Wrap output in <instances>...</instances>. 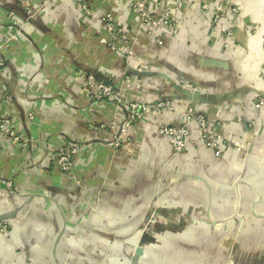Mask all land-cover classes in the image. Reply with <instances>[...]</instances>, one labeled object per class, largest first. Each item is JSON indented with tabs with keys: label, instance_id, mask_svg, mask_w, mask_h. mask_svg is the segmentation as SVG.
Here are the masks:
<instances>
[{
	"label": "crops",
	"instance_id": "0c3cea01",
	"mask_svg": "<svg viewBox=\"0 0 264 264\" xmlns=\"http://www.w3.org/2000/svg\"><path fill=\"white\" fill-rule=\"evenodd\" d=\"M87 1L90 15L76 0H0V116L22 140L0 133V173L14 184L12 190L0 185V264H264V111L258 114L253 102L264 84L252 75L253 50L264 52V0L240 1L245 7L250 1L262 25L251 38L253 50L241 36L246 22L235 29L237 41L219 28L212 35L219 2L187 0L174 8L177 25L171 32L142 26L132 0H116L114 18L123 36L134 40V52L115 56L114 71L107 72L94 58L83 60L87 51L77 59L64 49L82 23L103 32L106 10ZM148 1L155 15L166 8L164 0ZM28 11L34 14L30 19ZM229 18L227 11L222 26ZM16 31L18 42L2 45L3 35ZM124 50L123 45L119 51ZM140 63L193 82L196 103L220 104L219 111L208 106L210 122L233 146H244L231 149L230 170L216 161L193 122L187 148L173 153L158 127L179 124L195 102L159 75L128 71ZM94 72L125 100L167 99L171 107L140 119L130 140L111 153L104 145L121 128L126 111L87 93L84 74ZM211 79L206 92L200 85ZM50 139L80 142L82 155L73 170L77 177L84 172L82 185L52 162ZM187 202L198 212L180 210ZM156 203V223L146 229ZM237 205L248 218L243 224L232 211Z\"/></svg>",
	"mask_w": 264,
	"mask_h": 264
},
{
	"label": "built area",
	"instance_id": "2783aa9c",
	"mask_svg": "<svg viewBox=\"0 0 264 264\" xmlns=\"http://www.w3.org/2000/svg\"><path fill=\"white\" fill-rule=\"evenodd\" d=\"M22 2L28 4L30 0H21ZM81 3V7L85 11L87 15H90L92 10L90 5L87 3L86 0H79ZM99 1V0H97ZM187 0H164L166 4V8L161 12L160 15H155L151 12L149 1L148 0H140L136 1L135 3L131 4V9L133 14L139 19L142 26H149V27H165L169 29L171 32L176 29V19L172 15L173 9L178 8L180 5H183ZM189 1V0H188ZM115 3L116 0H100L99 4H108L110 6L111 3ZM97 7L101 8L100 5L96 4ZM224 8L216 11L212 17V35H217V30L222 25V20L226 17V12H232L231 7L233 5H224ZM110 8V7H109ZM30 10V9H29ZM28 18L34 16V14L30 11ZM113 12V8H112ZM235 13V12H233ZM232 14V13H231ZM7 16L9 18L14 17L13 12H8ZM223 16V18H222ZM103 29L107 30L108 32H114L115 29L118 35L113 36V42L108 43V47L112 50H117L114 52L117 56V52L119 55L123 56H133L134 46L131 47L129 50L125 49L124 51H119V42L122 44L133 45V41L125 39L126 37L123 36V29L118 25L114 17L110 16V13L103 15L101 19ZM225 31V29H222ZM221 30V31H222ZM235 29L231 32H227V34L223 35L224 37H231L235 35ZM20 31H16L13 34H4L2 38V45L8 44L13 42H18L19 40ZM254 36V35H253ZM251 38V37H250ZM158 45H163V39L160 37L155 38ZM125 42V43H124ZM118 46V47H117ZM258 54V53H257ZM259 55V54H258ZM260 58L264 57V52L262 55H259ZM2 65V61L0 60V66ZM149 67L145 63H140L137 66V69L147 70ZM261 75L264 77V69L261 70ZM85 88L87 93H90L91 97L95 99H103L107 101H112L116 104H120L124 107L126 111V117L123 121V124L119 131L108 137L105 143V149L109 152L114 153L119 147L122 146L123 143L130 140L131 135L135 133L140 119L145 117L146 115H151L153 117L159 115L162 111L167 108L171 107V103L167 99L155 100V101H141L137 99H124L122 93L118 88H115L110 82L105 83L103 80L98 79L95 76V73H85ZM176 84L179 86L192 90L195 86L193 83L186 81L181 77L175 78ZM259 84H264V78L260 79ZM1 98V97H0ZM58 98V97H57ZM59 99V98H58ZM192 106V105H191ZM254 106L259 112L264 111V94L258 96L254 101ZM30 118H33V112L30 111L28 113ZM210 116L208 112L200 111L198 108L188 107L187 112L183 120L179 124H166L160 125L158 127V134L165 137L167 141L170 143L172 147V151L174 154L182 153L186 148L189 140L190 130L188 127L189 122H193L195 124L196 129L198 130L202 141L205 143L206 146H210L213 149V152L216 155H221L223 152L222 149H216V145H220L221 141L223 142L224 137H222L219 141L215 140L218 137H221V133L216 130L215 125L211 122ZM9 120L6 117L0 116V133L4 136H9L14 141L21 140L20 137L15 134L13 131L8 129ZM107 126V125H105ZM105 126L101 127L104 128ZM227 140V139H225ZM22 141V140H21ZM82 145L77 140H65L61 142H57L53 145L50 150L51 160L52 162L58 166L61 172L68 177V179H72L76 176L75 173H72V170L75 166L74 159L77 155L81 154ZM82 155V154H81ZM0 185L5 187L8 190L14 189L13 182L6 178L5 176L1 175L0 173ZM142 250L141 246H138L136 251L140 252Z\"/></svg>",
	"mask_w": 264,
	"mask_h": 264
},
{
	"label": "rangeland",
	"instance_id": "374dc122",
	"mask_svg": "<svg viewBox=\"0 0 264 264\" xmlns=\"http://www.w3.org/2000/svg\"><path fill=\"white\" fill-rule=\"evenodd\" d=\"M78 3L80 1L76 0ZM87 1V0H86ZM91 2V4H94V7L96 8V4H97V0H89ZM95 1V3H94ZM100 1V0H99ZM136 1H140V0H132L130 4H133L135 3ZM191 3H194L192 0H189ZM240 1L242 0H213L211 1V3H218L219 4L217 5V7L219 8H224L223 6L224 5H233L234 7H231V18H229V22H228V25L227 26H222L219 27V29H225L222 30L221 34L222 35H225L227 34V32H231L233 29H236L237 26L240 24V23H244L246 22L247 24V28L245 27L242 32L244 33V35H241L243 36L248 42H249V46L251 47V49L253 48L252 46V40L251 38L253 37V35L261 28V24H259V22H257L255 20V17L253 15V11L251 10V4L253 1H255L258 5H259V0H251V4H250V1H249V4L247 7H245L242 3H240ZM188 2V1H186ZM88 3V1H87ZM89 4V3H88ZM112 6L108 5V4H100L101 8H104L106 10V12L103 14H108L110 13V16L111 17H114V14L112 12V8L114 7V3L112 2L111 3ZM93 7V8H94ZM110 7V8H109ZM235 12V13H233ZM103 15H102V18H103ZM101 18V19H102ZM223 18V16H222ZM240 22V23H239ZM88 23H82L81 26H79V28L72 33V35H70L69 37V40L68 42L70 43H66L65 44V47L64 49L66 51H68L69 53L68 54H71V56L75 57L78 59V57H83V52L87 51V54L83 57V60L89 64V61L90 59H95V62L98 64V65H101L100 67L103 68L102 70L104 72H107V71H114V63H115V60H117V57H118V52H117V57L115 58V51L112 50L110 47H108V43L110 42H113V36H117L118 34L116 32H118V30L114 32H111V35H110V32H108L106 29L104 30L102 28V31L103 32H98V29H96V27L94 26L91 27L90 25L88 27H86L85 25H87ZM93 28V30L91 29ZM246 31H247V34H246ZM239 32V31H238ZM67 34V33H66ZM124 34V32H123ZM108 36V37H107ZM239 36V33L237 34V36L235 35H232L231 38L233 39L234 38V41H237V37ZM65 37V36H64ZM126 37V36H124ZM251 37V38H250ZM125 39L127 40H130L132 42V40L128 37H126ZM236 39V40H235ZM134 41V40H133ZM125 43V42H124ZM91 45H94L93 47H96V54L92 52V55H89L88 54V51H89V48ZM124 45V48L129 50L131 47L134 46V44L131 46V43L129 45H126V44H122V42H119V47L120 46H123ZM92 47V48H93ZM118 47V46H117ZM264 47V45H263ZM253 50V49H252ZM253 52L255 53V59H256V62L253 64V69H252V75H253V78L255 79L256 83L259 84L260 82V79L261 78H264L262 75H261V70L264 69V57L263 58H260L259 55L257 54V52L255 50H253ZM82 61V59L80 60ZM83 61V62H84ZM79 66H81V63L79 64ZM112 67V68H111ZM100 68V69H101ZM190 69L192 70L191 72L195 71V67L193 66H190ZM177 78V77H175ZM193 79H195V73H194V77ZM197 79V78H196ZM213 79L211 80H208V82L206 84H204V82H202L201 84L203 85H200L201 88L204 87V91L206 92H210L212 87H213ZM195 86V85H194ZM264 89V88H263ZM193 91H197V89L193 87L192 89ZM264 94V92L262 91L259 95L256 96V98L260 95ZM255 98V99H256ZM254 99V101H255ZM253 101V102H254ZM220 104H213V103H196L193 104L192 108H199L200 111H203L204 113L205 112H208V109L209 107L211 106H214L215 109H217V111H219V106ZM209 106V107H208ZM208 107V108H207ZM31 111V110H30ZM258 114H260V112L258 110H256ZM264 113V112H263ZM185 117V116H184ZM53 128H59V124L57 123V126L55 127V125L53 126ZM59 129L55 130V133L58 132ZM221 137H218L216 138L215 140L219 141L222 137H227L226 134H221L220 135ZM61 141H65L63 139H50L49 141V144L51 145V148L53 147V145L57 142H61ZM247 143V142H246ZM232 143L229 141V138L227 140H223V142L221 141L220 145H216V149L220 148L223 150V152H221V155H216L215 153L213 154L214 158L216 159V161L220 162L222 165H224L226 168L229 167V155L231 154L230 151L232 148L235 147V149H241L243 150L244 146L241 147V145L238 144V146H233ZM207 149H209L210 151L213 152V149L209 146H206ZM51 157V155H50ZM58 167V166H57ZM229 169V168H228ZM230 170V169H229ZM61 171V170H60ZM230 172H233V171H230ZM72 173H75L74 170H72ZM82 175H78V177H73L72 179H69L70 181H79V183L82 185V183L85 182V176H84V172L81 173ZM83 176V177H82ZM163 176V174H162ZM68 178V177H67ZM82 179V181H80ZM5 188V187H4ZM174 196H176V194H174ZM157 204V203H156ZM166 206V205H165ZM209 206V205H207ZM167 207V206H166ZM237 209L236 210H232L234 212H236V221L239 223V224H243L244 222L248 221V218L245 216V212L242 208L241 205H237ZM195 206L192 204H189L188 202L185 204L182 205L181 209L182 211L184 212H198L197 209H194ZM159 212V204L157 205H153V208H152V211L150 214H154L153 218H148L144 224H143V227L146 228V229H149L151 225H153L154 223H156V216H157V213ZM150 217V216H149ZM196 219H199V218H193L190 220V222H193L195 221ZM2 225V224H1ZM240 227V226H239ZM153 241H157L159 240L158 236H155V235H152L150 237ZM130 245H134V244H130ZM141 245V244H140ZM131 252H134L132 250H130Z\"/></svg>",
	"mask_w": 264,
	"mask_h": 264
},
{
	"label": "water",
	"instance_id": "95a60500",
	"mask_svg": "<svg viewBox=\"0 0 264 264\" xmlns=\"http://www.w3.org/2000/svg\"><path fill=\"white\" fill-rule=\"evenodd\" d=\"M30 19V18H29ZM129 70V72L130 73H132V74H134V75H141V76H145V75H159L160 77H163L164 79H166V81L168 82H170L171 83V85L175 88V89H177L179 92H181V93H184V94H187V96H189V99H191L193 102H195L194 101V98L195 97H197V93H196V91H193V90H189V89H186V88H183V87H181V86H179L178 84H176V82H175V79L174 78H171L170 76H168V75H166V74H162L161 73V75L160 74H158V73H156V72H154V71H148V70H142V71H140V70H137V69H133V68H128ZM95 73V76L97 77V72H94ZM98 78V77H97ZM99 79V78H98ZM101 80H103V79H101ZM105 83H109V81L107 80V79H104L103 80ZM191 82V81H190ZM191 83H193V82H191ZM194 84V83H193ZM195 85V84H194Z\"/></svg>",
	"mask_w": 264,
	"mask_h": 264
}]
</instances>
